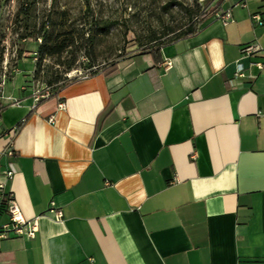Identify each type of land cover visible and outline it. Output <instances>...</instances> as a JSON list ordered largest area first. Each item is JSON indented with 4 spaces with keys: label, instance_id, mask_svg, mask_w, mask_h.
Masks as SVG:
<instances>
[{
    "label": "crops",
    "instance_id": "0c3cea01",
    "mask_svg": "<svg viewBox=\"0 0 264 264\" xmlns=\"http://www.w3.org/2000/svg\"><path fill=\"white\" fill-rule=\"evenodd\" d=\"M200 1L196 34L34 110L33 62L1 72L0 226L12 194L38 232L0 241V264H264V53L241 56L264 50V0Z\"/></svg>",
    "mask_w": 264,
    "mask_h": 264
},
{
    "label": "rangeland",
    "instance_id": "374dc122",
    "mask_svg": "<svg viewBox=\"0 0 264 264\" xmlns=\"http://www.w3.org/2000/svg\"><path fill=\"white\" fill-rule=\"evenodd\" d=\"M25 2V0H0V41L4 48L1 68L5 66L6 70L2 72L6 77H9L23 56L26 60H31L34 65L37 62V56L34 61L32 54H37L42 40L35 35L27 39L20 37L24 34L23 22H21L23 16L17 17L16 14ZM34 3V15L30 26L34 24L38 26L48 18L54 19L59 11L65 12L68 18L67 27L72 25L82 28V22L90 21L91 18L114 22V26L96 41L93 51L100 57L94 67L83 55L84 49L90 48V45L84 43L75 45V50L79 51V58L76 68L71 71L76 73L71 78L89 76L90 72L108 63L139 52L143 47L142 44L147 41L146 32L150 26L156 27L157 18L163 13L164 6L179 4L169 7L170 14H164V22L180 25L186 20V15L179 6L192 8L194 5L193 0H34ZM197 3L202 13L205 10L204 3L200 0H197ZM194 23H197V18L194 19ZM19 51H22L20 57ZM43 64L44 67L39 71L38 76L34 73L31 75L33 89L36 87L56 89L68 80L66 76L71 72L62 74V67L55 65L53 60H46ZM52 74L62 75V80L56 85L49 86L47 82Z\"/></svg>",
    "mask_w": 264,
    "mask_h": 264
},
{
    "label": "trees",
    "instance_id": "16d2710c",
    "mask_svg": "<svg viewBox=\"0 0 264 264\" xmlns=\"http://www.w3.org/2000/svg\"><path fill=\"white\" fill-rule=\"evenodd\" d=\"M26 2L20 6L17 17L23 16V33L20 37L27 39L33 35L38 36L42 40L38 47L37 62L35 65V76H38L39 71L44 67V61L53 60L54 64L58 67H62V74L69 73L76 68L78 62V50H75V45L84 43L89 44L90 48L84 49V57L91 66L97 62L100 55L94 53V46L99 38L103 37L113 26L114 22L102 19H93L90 21L82 22V28L69 25L67 27L68 18L65 12L59 11L55 14L54 19L48 18L46 21L41 22L38 26L34 24L30 26L32 15H34V0H25ZM29 1V2H28ZM194 5L192 8L179 6L185 13L186 20L177 25L175 23L164 22V14L169 15V7H173L179 4H169L163 7V13H160L157 18L156 27L150 26L146 32L147 41L142 44V49L138 52L140 54L154 53L162 47L169 45L181 39L188 38L196 34L200 26L206 21L208 17L214 14L213 10L205 9L201 13L200 6L197 0H193ZM88 7V4H87ZM86 7V9H88ZM197 18V23H194V19ZM138 38V36H137ZM22 51L18 52L20 57ZM4 56V48L0 41V75L2 72L1 64ZM124 58L108 63L101 68L89 73V75H95L99 72L105 73L106 76L114 72L116 63ZM76 78L65 81L61 86L53 89V94L49 97L52 98L62 86L73 82ZM62 80V75L52 74L48 85H56Z\"/></svg>",
    "mask_w": 264,
    "mask_h": 264
},
{
    "label": "built area",
    "instance_id": "2783aa9c",
    "mask_svg": "<svg viewBox=\"0 0 264 264\" xmlns=\"http://www.w3.org/2000/svg\"><path fill=\"white\" fill-rule=\"evenodd\" d=\"M216 17L224 24L231 21V14L229 11L218 14ZM251 20L254 24L257 26L262 25V21L258 14H254L251 16ZM264 53V50H262L259 46L256 44H249L242 48L241 50V56L243 57H249L252 55ZM36 53L32 54L33 60H36ZM166 66H170V63L167 62ZM250 66L255 67L259 73H264V61H256L250 64ZM76 72H71L66 77L68 80L74 79V78H84L88 75H83L79 77L71 78L72 75H74ZM246 75L244 73V67L241 64L236 65L235 72L233 74V80L237 81H243L245 80ZM4 84V77L1 78L0 81V87ZM53 94V89L46 87V88H34L32 91V102H33V110L35 107L42 101L47 100L51 95ZM12 106H19V102L15 101L11 104ZM8 155H12V152L9 150L7 152ZM14 174V169L11 167L9 171H6L5 178L10 179ZM2 189V186H0V190ZM6 213L8 215V221L0 226V241L7 240L10 238H23V239H33L38 232V217L27 220L23 217L18 205L16 204L13 195L8 194L6 196ZM47 214L56 222H59L63 219V213L62 211L54 204V202H51L49 204Z\"/></svg>",
    "mask_w": 264,
    "mask_h": 264
}]
</instances>
